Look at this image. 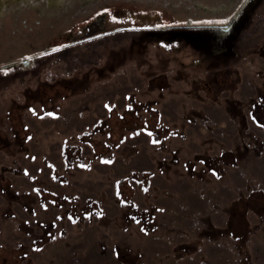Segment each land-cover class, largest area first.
I'll return each instance as SVG.
<instances>
[{
    "label": "rangeland",
    "instance_id": "obj_1",
    "mask_svg": "<svg viewBox=\"0 0 264 264\" xmlns=\"http://www.w3.org/2000/svg\"><path fill=\"white\" fill-rule=\"evenodd\" d=\"M185 29L0 69V264H264V0Z\"/></svg>",
    "mask_w": 264,
    "mask_h": 264
},
{
    "label": "flooded vegetation",
    "instance_id": "obj_2",
    "mask_svg": "<svg viewBox=\"0 0 264 264\" xmlns=\"http://www.w3.org/2000/svg\"><path fill=\"white\" fill-rule=\"evenodd\" d=\"M185 1L0 0V34L7 32L4 45L13 48L9 51L8 62L0 69L27 67L46 51L115 31L141 30L162 35L188 31L186 27L192 30L209 28L212 33L218 32L224 37L236 14L243 11L248 2L233 0L238 10L232 16L227 13L231 10L232 0H193L200 2L194 6L202 9L201 15L218 14L223 20L213 18L203 23H178L173 15L177 11L180 14L182 7L186 9Z\"/></svg>",
    "mask_w": 264,
    "mask_h": 264
}]
</instances>
